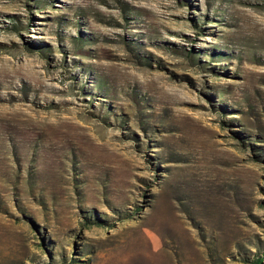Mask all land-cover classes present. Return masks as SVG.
Returning <instances> with one entry per match:
<instances>
[{
	"label": "rangeland",
	"instance_id": "374dc122",
	"mask_svg": "<svg viewBox=\"0 0 264 264\" xmlns=\"http://www.w3.org/2000/svg\"><path fill=\"white\" fill-rule=\"evenodd\" d=\"M264 264V0H0V264Z\"/></svg>",
	"mask_w": 264,
	"mask_h": 264
},
{
	"label": "trees",
	"instance_id": "16d2710c",
	"mask_svg": "<svg viewBox=\"0 0 264 264\" xmlns=\"http://www.w3.org/2000/svg\"><path fill=\"white\" fill-rule=\"evenodd\" d=\"M260 262H262V260L259 258H256L255 260H253L252 264H259Z\"/></svg>",
	"mask_w": 264,
	"mask_h": 264
}]
</instances>
